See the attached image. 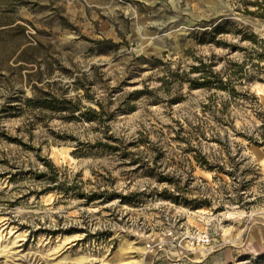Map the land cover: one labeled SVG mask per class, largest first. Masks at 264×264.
<instances>
[{"label":"rangeland","instance_id":"374dc122","mask_svg":"<svg viewBox=\"0 0 264 264\" xmlns=\"http://www.w3.org/2000/svg\"><path fill=\"white\" fill-rule=\"evenodd\" d=\"M210 21L264 39V0H0V264H264V82L221 114L203 111L209 91L160 79L196 56L218 69L242 58L249 44L235 31L197 43ZM38 88L104 113L90 123L33 109ZM178 122L204 128L196 152L175 139ZM141 137L148 146L127 151L199 207L122 200L157 184L123 156Z\"/></svg>","mask_w":264,"mask_h":264},{"label":"trees","instance_id":"16d2710c","mask_svg":"<svg viewBox=\"0 0 264 264\" xmlns=\"http://www.w3.org/2000/svg\"><path fill=\"white\" fill-rule=\"evenodd\" d=\"M204 30L201 32H193L192 37L197 41L198 44H220L221 42L216 38L224 33L234 32L240 36L241 41H247L249 46L241 47L240 49L243 52V56L240 60H228L227 64L221 66L220 69L217 68L219 65L220 59L212 57H202L196 56L194 58L193 64H191L188 70H181L180 67H177L173 70H168L165 76H163L161 81L167 82L170 78L181 85L187 84L189 89H200L207 90L210 92L208 97V102L203 104V111H217L218 113L225 114L228 108L231 106L233 101L246 100L250 96L255 98L253 94L245 87L256 81L264 82V39L261 38L254 31H245L244 28H237L233 30L228 26L226 22H204L202 25ZM229 27V28H228ZM98 42L109 43L110 40H98ZM190 51V49H188ZM148 86L139 88L130 93V100H138L143 96H146L149 93ZM224 93L227 97L225 100H220L217 93ZM27 105L33 109H39L41 112L51 111L66 114L63 117L68 119H77L81 118L86 122H97L100 120V116L104 113V107L100 102H96L98 105L97 108L88 107L83 110L80 102H76L73 99H69L63 95H57L51 93L50 91H40L35 92L32 97L27 98ZM11 108H17L11 106ZM216 109V110H215ZM135 110L134 106H130L125 112H131ZM217 123L221 125H229L226 123V120H223L221 116H215ZM179 128L177 130L178 136L175 137L176 140L185 143L187 146L185 150L187 152L197 151L198 148L196 145H193V141L200 142L201 139H206L205 130L202 126H192L188 124V128H185L182 123L178 122ZM231 125V122H230ZM244 137L242 132H238ZM249 138V137H248ZM217 139V138H215ZM251 140V137L249 138ZM151 140L149 138H139L133 141L129 146L124 147L123 156L129 158L128 164L136 166L135 170L143 167H148L146 170V176L154 177L157 184L150 190L145 189L143 192H132L130 195H123L122 200L127 203L134 204L136 201L139 202L138 197L141 195H150L158 196L165 200H170L174 203H185L192 208H197L201 204L194 200L192 203L190 198H187L183 193L184 187L179 186L177 182L167 180L168 175H159L156 177L153 170L155 167L150 166V160H143L134 158V152H128L127 148H140L147 147ZM217 141V140H216ZM218 140L217 142H219ZM253 141V140H251ZM110 149L118 150L119 147L114 144H107ZM201 159L196 155L195 159L202 167H205L209 170H214L215 167L211 165L208 160L198 151ZM143 160L144 165L142 166L141 161ZM156 163V162H155ZM43 164L48 170L53 172V176L49 179L50 183H57L58 179V170L54 167V164L48 160L43 159ZM54 169V170H53ZM219 172L223 171V168H218ZM48 173L43 172L41 175L45 177ZM193 180V179H192ZM163 182H167L165 184ZM163 185V186H161ZM161 186V187H160ZM70 187H68L69 189ZM53 189V187L48 188ZM55 189H62L61 184L55 186Z\"/></svg>","mask_w":264,"mask_h":264},{"label":"built area","instance_id":"2783aa9c","mask_svg":"<svg viewBox=\"0 0 264 264\" xmlns=\"http://www.w3.org/2000/svg\"><path fill=\"white\" fill-rule=\"evenodd\" d=\"M206 238L207 237L205 235H202V236L197 237L196 239H197V242L199 243L200 241L206 242V240H205Z\"/></svg>","mask_w":264,"mask_h":264}]
</instances>
